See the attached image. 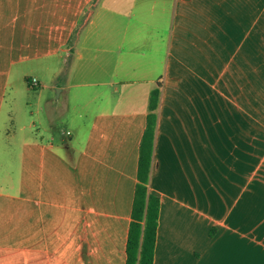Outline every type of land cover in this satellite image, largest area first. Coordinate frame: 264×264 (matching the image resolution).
<instances>
[{
  "label": "crops",
  "instance_id": "crops-1",
  "mask_svg": "<svg viewBox=\"0 0 264 264\" xmlns=\"http://www.w3.org/2000/svg\"><path fill=\"white\" fill-rule=\"evenodd\" d=\"M92 1L0 0V123L17 76L65 95L0 160V264H126L158 80L154 264H264V0Z\"/></svg>",
  "mask_w": 264,
  "mask_h": 264
},
{
  "label": "trees",
  "instance_id": "trees-1",
  "mask_svg": "<svg viewBox=\"0 0 264 264\" xmlns=\"http://www.w3.org/2000/svg\"><path fill=\"white\" fill-rule=\"evenodd\" d=\"M97 2L98 0L92 1L93 4ZM88 11L89 8L86 12ZM27 80L30 82L29 77ZM161 91L162 82L158 80L151 91L147 126L140 145L138 182L127 241L126 264H154L161 201L158 195L149 191L148 184L152 170Z\"/></svg>",
  "mask_w": 264,
  "mask_h": 264
},
{
  "label": "rangeland",
  "instance_id": "rangeland-1",
  "mask_svg": "<svg viewBox=\"0 0 264 264\" xmlns=\"http://www.w3.org/2000/svg\"><path fill=\"white\" fill-rule=\"evenodd\" d=\"M86 24L87 22L82 24L75 41L68 44L67 49L65 48V53L69 52V56L67 55L68 60L72 58V48H75ZM11 86L13 89L10 88L7 93V101L3 108L0 123V160L4 158L7 165L11 164L10 158H12L13 153H15L13 156L18 155L20 143L25 136L44 134L47 139L51 136L50 130H45L43 126H40L39 118L42 117L40 109L38 110L41 107L40 105L48 103L47 99L49 97H54L58 105L62 104L65 99V95L60 96L59 94L61 87L57 89L46 87L47 91L43 96H38L40 88L30 89L25 78L21 76L12 79ZM45 125L48 124L45 123ZM67 126L65 125V127ZM5 128L8 129L5 130Z\"/></svg>",
  "mask_w": 264,
  "mask_h": 264
}]
</instances>
